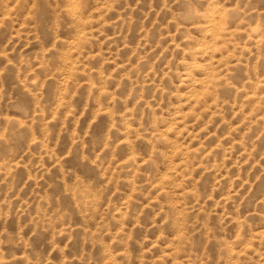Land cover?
<instances>
[{"label":"rangeland","instance_id":"1","mask_svg":"<svg viewBox=\"0 0 264 264\" xmlns=\"http://www.w3.org/2000/svg\"><path fill=\"white\" fill-rule=\"evenodd\" d=\"M0 264H264V0H0Z\"/></svg>","mask_w":264,"mask_h":264}]
</instances>
